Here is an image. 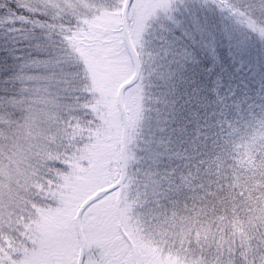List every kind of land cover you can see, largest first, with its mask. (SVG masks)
<instances>
[{
	"label": "snow or ice",
	"instance_id": "6c2138e0",
	"mask_svg": "<svg viewBox=\"0 0 264 264\" xmlns=\"http://www.w3.org/2000/svg\"><path fill=\"white\" fill-rule=\"evenodd\" d=\"M257 43L264 0H0V264H264Z\"/></svg>",
	"mask_w": 264,
	"mask_h": 264
},
{
	"label": "trees",
	"instance_id": "16d2710c",
	"mask_svg": "<svg viewBox=\"0 0 264 264\" xmlns=\"http://www.w3.org/2000/svg\"><path fill=\"white\" fill-rule=\"evenodd\" d=\"M248 56L253 62L251 66L258 67L264 61V45L259 43L252 45ZM241 86L243 91L249 96L248 103L258 104L260 102V81L258 77L241 81Z\"/></svg>",
	"mask_w": 264,
	"mask_h": 264
},
{
	"label": "rangeland",
	"instance_id": "374dc122",
	"mask_svg": "<svg viewBox=\"0 0 264 264\" xmlns=\"http://www.w3.org/2000/svg\"><path fill=\"white\" fill-rule=\"evenodd\" d=\"M237 99L238 100H248L249 99V96L247 95V93L243 91L242 86H241L240 93Z\"/></svg>",
	"mask_w": 264,
	"mask_h": 264
}]
</instances>
